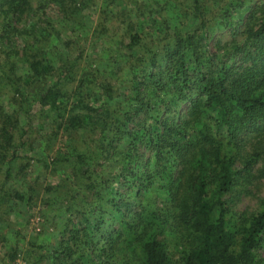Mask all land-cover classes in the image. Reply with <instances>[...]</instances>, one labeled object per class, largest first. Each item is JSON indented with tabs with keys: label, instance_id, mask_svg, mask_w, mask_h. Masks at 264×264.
<instances>
[{
	"label": "rangeland",
	"instance_id": "obj_1",
	"mask_svg": "<svg viewBox=\"0 0 264 264\" xmlns=\"http://www.w3.org/2000/svg\"><path fill=\"white\" fill-rule=\"evenodd\" d=\"M39 3L40 0H32V8L23 16L18 29H30L38 23L41 26L38 29L45 32L41 42L46 49L45 57L60 66L46 84L59 81L60 87L77 97V93L84 90L80 79L85 80L94 68L113 76L110 80L116 90L113 100H107L104 92L98 89L83 96L84 101L88 96L92 97L89 101L101 99L102 103L105 102L104 107L113 111V117L108 120L112 147L102 143V134L95 125L70 127L65 119L56 117L52 120V112L46 111V117L36 114L34 123L25 125V118L20 114L21 93L18 91L28 82L19 80L18 89L12 84H0V111L19 120L14 125H6V133L2 130L4 124H0V264H65L73 261L78 264L80 253L89 254L95 263L103 260L102 264H126L128 256L126 249L123 250L126 245L123 239L117 240L110 249L109 246L106 250L101 249L108 244L106 240L110 241L109 237L116 235L119 221H136L142 216L144 208L148 212L156 210L165 221L163 237L174 264H181L184 239L180 236V225L175 221L177 212L173 203L166 200L164 190L155 189V184L144 189L138 198L127 196L131 191L119 176L123 165L116 159L120 152L129 149V144L127 138L113 129L123 128L124 112L128 111L132 116L134 105L140 104L143 99L137 97L133 89L134 81L145 78L144 82H149V72L142 74L141 67L146 63L152 66L155 53L158 54L157 64L151 71L168 76L173 58L169 57L167 45L177 29L199 35L205 29L206 36L201 39L199 48L204 58L219 56L220 59L224 55L225 61L230 62L235 70L242 71L251 65L262 74V44L259 42L248 47L243 44L246 38L244 30L261 17L264 0H203L206 11L204 26L192 0H65L66 9L56 2L39 9ZM229 7H236L244 13L243 20L235 28L230 27L225 19ZM2 19L0 17V33L5 38L0 40V62L4 65L14 63V72L24 76L28 67L21 62L22 54L16 59L8 56L9 47L16 44V49L18 44L23 43L24 36L17 41L15 37H19L18 34L11 37L15 34L11 30L2 32ZM134 34L141 35L142 42L126 52ZM234 46L240 50L234 49ZM65 65L71 67L75 75L82 72V67L87 71L79 77L78 83L66 84L60 75L67 70L64 68L62 71ZM76 87L79 89L75 91ZM141 88L144 90L145 85ZM151 101L155 102L152 113L161 114V120L169 118L167 100L163 102L161 97H153ZM188 107L189 103H183L171 117L183 120ZM129 119L126 126L130 129L145 125L150 128L154 122L146 109ZM0 120L3 118L0 117ZM24 131L32 142L27 151L21 146ZM249 132L241 135L237 147L236 163L240 168L257 148L253 140L258 133ZM139 145L134 154L136 162L145 164L151 159L154 164L151 163L150 167H155L153 172H157L155 170L159 166L154 151L145 144ZM14 149L19 155H12ZM71 150L91 157L92 165L88 167V173L78 170L70 160L68 153ZM261 151L248 182L237 186L228 198L234 220L251 217L261 209L264 200V148ZM171 160H175L179 167V155ZM9 167L10 176L7 174ZM160 179V175H155V182ZM94 181L97 182L95 185ZM114 193L126 196L122 194L118 202L123 209L119 217H116L117 212L112 205ZM85 221L96 224L91 238L85 234L84 228H76L82 227ZM169 222L173 226H169ZM258 258L264 264V248L258 251Z\"/></svg>",
	"mask_w": 264,
	"mask_h": 264
},
{
	"label": "trees",
	"instance_id": "obj_2",
	"mask_svg": "<svg viewBox=\"0 0 264 264\" xmlns=\"http://www.w3.org/2000/svg\"><path fill=\"white\" fill-rule=\"evenodd\" d=\"M40 0L39 9L50 2H56L63 9L67 8L65 0ZM193 8L201 24L204 26L206 14L203 0H192ZM32 8V0H0V17H2L3 31L10 30L19 37L23 43L9 47L8 56L16 59L22 54L21 62L27 64V74L17 75L14 63L0 62V84H12L17 89L19 80L28 82L20 89L21 93L20 114L25 118V125H32L35 115L47 116L46 111L52 112L51 119L61 118L68 122L70 127L83 128L95 125L102 134L103 144L112 147L109 124L113 111L104 107L101 99L89 101L83 96L91 94L98 89L107 97L114 99L115 87L110 80L112 75L94 68L87 77L81 78L80 83L84 90L74 94L68 93L66 88L60 87L59 81L46 84L60 66L45 57L46 49L41 45L45 32L38 23L28 29H18L23 22V16ZM225 19L228 25L235 28L244 18V13L236 7H229ZM204 10V11H203ZM28 26V25H26ZM30 27V26H28ZM246 38L243 46L262 44L264 51V8L261 17L254 25H247L244 30ZM27 36V37H26ZM206 36V31L201 35L194 32H183L177 29L168 43L169 57L173 58L172 69L168 76L156 68L158 54L152 59V66L143 64L142 74H147L149 82L137 79L133 89L137 97H142L140 104H135L129 112L133 115L146 109L151 113L153 124L132 129L126 126L130 121L128 111L124 112V127L113 129L127 138L129 149L120 152L117 162L123 166L119 171L120 178L131 193L127 196L140 197L144 189H149L155 184V189H162L167 194L166 200L173 203L176 210L175 221L180 225V236L184 239V249L181 252V264H263L258 258V251L264 248V200L261 209L251 217L245 216L240 221L234 220L229 209V196L232 191L248 182L251 170L258 162L264 148V68L263 73L256 71V66L247 65L242 71L235 70L230 62L223 58H204L199 51L200 41ZM5 37L0 33V40ZM142 42L141 35H132L131 44L127 51H132ZM10 43V39L8 41ZM236 43V42H235ZM234 49L240 50L234 46ZM218 59V60H217ZM217 62H215V61ZM61 76L66 84L78 83L79 77L86 73L84 67L79 75L72 73L69 66L63 67ZM102 73V74H101ZM105 77V80L103 78ZM146 83V84H144ZM145 85V89L141 88ZM79 88H75V91ZM97 94L95 93L94 96ZM153 97L167 100L169 118L161 120V114L152 113L155 102ZM110 103V102H109ZM183 103H189L186 116L173 119L171 114ZM119 114V113H116ZM123 114V113H121ZM0 124L6 133V125L18 123V118L12 119L11 114L0 111ZM180 120H182L180 122ZM253 131L258 136L253 140L256 150L245 160L240 168L236 163V152L241 135ZM21 146L25 151L32 146L31 138L26 131L21 134ZM120 140V137H118ZM145 144L154 151V158L159 168L150 167L154 161L149 159L145 164L137 163L134 157L139 145ZM259 146V148H258ZM69 158L78 170L88 173L91 163L89 155L71 150ZM13 156L19 155L18 150H13ZM180 159V165L173 159ZM170 158V159H169ZM191 158V159H190ZM127 165V166H126ZM156 166V164H155ZM178 167V170H177ZM150 169V170H149ZM11 169L7 168L10 176ZM155 175L161 179L155 182ZM8 176V177H9ZM97 183L94 181V185ZM92 188V187H91ZM123 194V193H122ZM121 193L112 195L113 209L116 217L123 214V209L118 203ZM124 197H126L124 195ZM147 212V213H146ZM145 214V216H144ZM136 221L123 219L115 236L101 250L115 246L119 239H123L128 258L126 264H174V260L164 239L165 221L156 210L148 212L145 208ZM147 215V216H146ZM173 226L169 222V226ZM77 230L84 228L85 234L91 238L96 224L85 221ZM91 254H94L91 252ZM80 253L79 263L102 264L103 260L95 261ZM71 256V255H69ZM75 264V262H65Z\"/></svg>",
	"mask_w": 264,
	"mask_h": 264
}]
</instances>
